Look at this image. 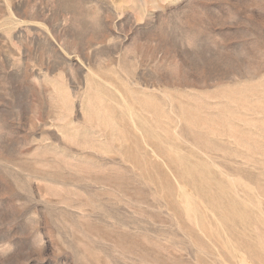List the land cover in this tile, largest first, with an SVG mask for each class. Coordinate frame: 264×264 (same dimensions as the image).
I'll list each match as a JSON object with an SVG mask.
<instances>
[{"label": "rangeland", "instance_id": "rangeland-1", "mask_svg": "<svg viewBox=\"0 0 264 264\" xmlns=\"http://www.w3.org/2000/svg\"><path fill=\"white\" fill-rule=\"evenodd\" d=\"M0 264H264V0H0Z\"/></svg>", "mask_w": 264, "mask_h": 264}]
</instances>
